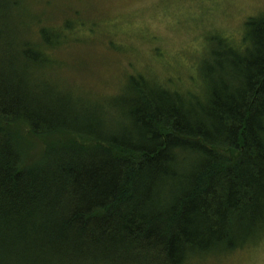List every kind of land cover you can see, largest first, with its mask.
Wrapping results in <instances>:
<instances>
[{
	"label": "trees",
	"instance_id": "trees-1",
	"mask_svg": "<svg viewBox=\"0 0 264 264\" xmlns=\"http://www.w3.org/2000/svg\"><path fill=\"white\" fill-rule=\"evenodd\" d=\"M24 1L0 0V264H203L258 244L264 16L211 42L202 94L137 74L95 101L55 74L81 20Z\"/></svg>",
	"mask_w": 264,
	"mask_h": 264
},
{
	"label": "rangeland",
	"instance_id": "rangeland-1",
	"mask_svg": "<svg viewBox=\"0 0 264 264\" xmlns=\"http://www.w3.org/2000/svg\"><path fill=\"white\" fill-rule=\"evenodd\" d=\"M9 7L8 16L81 20L57 56L63 65L55 74L95 101L121 93L137 74L202 94L200 70L211 42L228 38L239 45L248 19L264 16V0H25L21 14L18 5ZM203 264H264V235L258 244Z\"/></svg>",
	"mask_w": 264,
	"mask_h": 264
}]
</instances>
